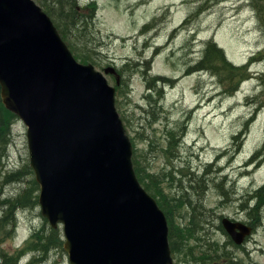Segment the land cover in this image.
Wrapping results in <instances>:
<instances>
[{"label": "rangeland", "instance_id": "obj_1", "mask_svg": "<svg viewBox=\"0 0 264 264\" xmlns=\"http://www.w3.org/2000/svg\"><path fill=\"white\" fill-rule=\"evenodd\" d=\"M35 1L43 7L40 0ZM254 1L264 4V0ZM77 2L80 15L86 17L88 13L95 17V23L88 30L89 36H86L96 61L91 62L105 73L117 91L120 89L119 111L126 117L138 154L148 157L151 171L166 179L159 188L172 204L177 224H188L191 216V208L182 207L179 200L187 197L192 201L199 199L195 190L188 193L184 188L188 184V174L192 172L202 178V173L207 172L206 176L203 175L204 186L211 188L205 191L202 201L207 207L204 215L213 223V228L201 229L200 234L207 239L202 238V250H197L194 256L201 262L207 261L202 253L204 250L213 253L209 242H217L216 247L220 250L217 255L212 254L215 260L207 264H264V207L259 215L248 213L242 206L247 203L248 189L253 184H264V156L260 159L253 156L264 144V22L259 19L251 0L243 3L240 0ZM210 38L223 48L226 57L235 65L247 64L245 79L237 87L236 81L228 84L217 74L198 70L195 66L205 55V42ZM75 39L81 47V40L77 36ZM106 69H112V72L107 73ZM157 75L169 80L166 84H157L162 88L163 111L156 121H152L148 114L153 110L155 96L159 99V95L148 98L151 92L147 85ZM232 87L231 93H225V89ZM0 114V129L9 136L5 143L0 142V151L7 152L0 153V192L3 190L6 196L18 198L28 188L27 179H35L29 165L27 127L4 107ZM183 125V146L178 152L176 150L175 156L166 155L163 150L168 144V131ZM246 128L247 135L241 136ZM238 135L245 141L242 147L238 146L240 141L234 139ZM262 151L264 154V148ZM173 152L175 154V150ZM219 153L227 155L221 161L227 175L218 176L213 168L203 165ZM250 159L252 162L248 164ZM26 166L31 175L22 182L7 177L17 171L26 173ZM170 172H175L174 181L165 176ZM235 178L238 183H235ZM222 179H225V189L231 190L233 183L239 189L236 192L240 198L236 200L237 197L233 196V203L229 205L221 204L224 196L214 185L215 181L220 183ZM34 192L35 189L27 205L17 203L16 224L7 230V238L0 246V264L4 261V253L17 257V250L28 244L32 231L43 227L51 229L41 214L37 199L36 203L34 201L37 194ZM242 196L245 199L241 202ZM222 211L225 216L254 228L243 244L234 246L228 234L221 229L219 214ZM196 220L200 221L198 217ZM190 243L197 244L195 240ZM32 257V254H27L22 263ZM44 257H48L46 263L40 262L43 257L38 255V260L31 264H69L63 243L59 250L48 251ZM183 260H176V263H187Z\"/></svg>", "mask_w": 264, "mask_h": 264}, {"label": "water", "instance_id": "obj_2", "mask_svg": "<svg viewBox=\"0 0 264 264\" xmlns=\"http://www.w3.org/2000/svg\"><path fill=\"white\" fill-rule=\"evenodd\" d=\"M0 85L28 126L42 214L70 264H172L168 223L139 182L115 88L78 62L34 0H0ZM239 244L251 233L223 220Z\"/></svg>", "mask_w": 264, "mask_h": 264}, {"label": "trees", "instance_id": "obj_3", "mask_svg": "<svg viewBox=\"0 0 264 264\" xmlns=\"http://www.w3.org/2000/svg\"><path fill=\"white\" fill-rule=\"evenodd\" d=\"M42 5L44 6L45 10L56 20V23L63 35V37L69 41V44L71 48L76 52V55L79 57V59L82 62H96L93 58V55L91 54L90 50H93L92 47L89 48L88 40H86V36H89V28L95 23V17L88 13H86V17L80 15V12L78 11L79 7L74 2H77L75 0H40ZM261 1V0H260ZM251 3L255 8L257 9V14L259 19L264 22V17L260 13L261 11H264V4H260L259 1L251 0ZM69 4V5H68ZM64 5L65 9H63ZM65 12V13H64ZM84 14V13H83ZM75 30V31H74ZM86 31L88 35H86ZM76 36L81 40V47L78 45V41L75 39ZM76 40V41H75ZM90 42V39H89ZM205 55L200 58L199 61L196 62L195 66L197 69H206V66L210 68L211 73L217 74L216 76H219L220 79L226 80L229 84V82L236 81L234 77H240L239 82L236 81L235 87H237L241 81L245 79L244 73L245 69L247 67V64H243L241 66L235 65L233 62H231L225 55V51L217 45V43L212 39H208L205 42ZM95 51V50H94ZM128 70V69H127ZM131 70V69H130ZM169 79L162 77V76H155L152 78V80L149 82V91L151 92L148 94V98L152 99L154 95H159V98H161V91L162 88L157 87V84L162 82L163 84H166V82ZM116 83V81H115ZM231 86V85H229ZM233 87L229 89H225V93L232 92ZM1 92V88H0ZM120 92V89L118 90ZM120 97V94L119 96ZM118 104H120V100L118 101ZM5 108L4 104L1 101L0 97V110L2 108ZM7 110V109H6ZM8 111V110H7ZM10 112V111H9ZM152 113V111H151ZM149 112L148 116L151 115ZM153 114V113H152ZM10 115L12 117H15L13 113L10 112ZM154 117L152 121H156L157 118ZM1 114H0V121H1ZM128 126V124H127ZM185 131V125L177 128L174 127L173 129H170L168 131V144L163 150L164 153L168 156H175L176 150H180L181 146H183V133ZM9 136H5L3 134V130L0 129V142H6L8 140ZM147 141V140H146ZM153 143L151 145V148H153ZM264 148V144L260 148V151ZM175 150V154L173 152ZM259 152V151H258ZM135 169L137 172V175L143 183V186L154 196L158 199L159 204L164 209L169 225H170V242L171 247L173 250V253L175 255L182 256L187 262L190 264L192 263H198V257H195L194 255L197 254L198 251L202 250V244L203 240H206L207 238L200 234L201 229H203V225L206 222V216L204 215L206 208L203 207L202 198L204 197L206 187L204 186L205 182L202 181L205 179L204 176H206L205 173H202V178L194 175V173L188 174L189 177H187V181L189 184H187V187L185 186L186 192H194L196 191L198 194L199 199L197 201H192L190 198L186 199H176L179 200V204L183 206H188L191 208V216L189 218L188 224H177L175 222V219L173 217V211H172V204L167 201V197L165 198L163 192L160 190L159 186L162 184L163 181L166 179L162 177L159 174H155L150 169V163L148 157H145L143 153L138 154V147L135 148V154L133 157ZM252 159L248 161V163H251ZM27 167V166H26ZM22 173V171L13 172L7 175V177L10 179L14 177V181L16 182H22L24 178H28L29 175H31L30 172ZM175 172L166 173L165 176L167 179H171V181L175 180L174 176ZM204 175V176H203ZM224 181H221L220 183H223ZM183 183H181L182 185ZM203 184V185H202ZM224 184V183H223ZM180 185V186H181ZM195 185H198L197 187ZM215 187H219L222 194H225L227 192L226 189H224L219 183L215 181L214 183ZM27 187L23 190V193L18 198H10L9 195H5L4 197H1L0 192V246L2 245L5 238H7L6 234L7 230L13 226V224H16V212L15 209L17 206V203H21L22 206L27 205L26 202H29V200H32V192L33 189H35L34 193H37L38 191V184L36 183L35 179H27ZM199 187L201 189H199ZM234 187V185L232 186ZM264 187V186H262ZM189 193V192H188ZM4 195V194H3ZM19 196V195H18ZM16 197V196H15ZM247 203L242 206H245L247 208L248 213H258L261 212V210L264 207V193H255V191L252 193V195L249 196ZM37 195H35V203H36ZM245 199L243 196L241 200ZM253 200V204L249 205V200ZM261 199V201H260ZM202 202V203H201ZM263 204L262 206H260ZM260 215V214H259ZM196 217L200 221H202L203 225H199L200 221L196 220ZM252 219L254 220V216H252ZM222 229V228H221ZM203 238L202 241L201 240ZM32 242L28 244L27 248L32 249L31 251L34 252L33 258L29 261L28 264H31L38 255H42L43 260H40V262H47V258L44 256L48 253V251H51L53 249L59 250V247L63 243L62 239V232L58 229H45V227L42 228V230H37L32 234L31 238ZM191 240L196 241V245H193L190 243ZM210 246L214 254H218L217 252L220 250L219 247H216L219 243L212 242L210 243ZM198 250V251H197ZM213 253L209 254L207 251L204 250L202 257H206L207 261L206 263L210 262L211 260H215ZM3 257V263L4 264H18L17 257L9 256L7 253H4L2 255ZM38 260V259H37Z\"/></svg>", "mask_w": 264, "mask_h": 264}, {"label": "bare ground", "instance_id": "obj_4", "mask_svg": "<svg viewBox=\"0 0 264 264\" xmlns=\"http://www.w3.org/2000/svg\"><path fill=\"white\" fill-rule=\"evenodd\" d=\"M72 1V0H71ZM75 1H78V0H75ZM241 1V3H243L245 0H240ZM75 4H77L78 2H74ZM69 5V4H68ZM65 7H67V5L65 6L64 5V7H63V9H65ZM65 13V12H64ZM260 13L263 15V17H264V11H261L260 10ZM198 70H201V71H207V72H209V71H212V70H210V68L209 67H207L206 66V69L204 68V69H198ZM240 77H234V79L237 81V82H239V79ZM0 97H1V101H2V96H1V92H0ZM161 102H162V97L161 98H159V99H157V97L155 96V103H154V106H153V110H152V113H151V116H152V120L154 119V117H158L161 113H162V111H163V107H162V104H161ZM2 103H3V101H2ZM155 118V119H156ZM247 128H248V126H247ZM247 128L245 129V131H244V133H242L241 134V136L242 135H247ZM234 139L235 140H239L240 142H239V145L238 146H240V147H242L243 146V144H244V139H241V137H239V135L238 136H235L234 137ZM259 151V152H258ZM0 153H7V152H1L0 151ZM227 155H223L222 153H219V154H217L214 158H213V160L212 161H207V162H205V163H203V165H204V167H206V168H210V169H212V171L217 175L218 174V176H220V175H227V173L225 172V164H223V165H221V161L226 157ZM253 156H257V158L258 159H260V158H263V156H264V154H263V151L261 150L260 151V148H258L257 149V151L254 153V155ZM260 164H261V161L259 162ZM208 176V175H207ZM224 178L226 177V176H223ZM11 180H13L14 179V177H12V178H10ZM217 180H218V178H216ZM202 181H204L205 182V179H203ZM222 181H225V179H222ZM234 181H235V183H238V181H236V178L234 179ZM16 182V181H15ZM235 183H233L234 184V187H232L231 188V190H227V192L225 193V194H223V196H224V198L222 199V201H221V204L223 203V204H226V205H229V204H231V203H233V196H235V197H237L236 198V200H238L240 197H239V195L237 194V192H236V187H237V185L235 184ZM224 189L226 188L225 187V185L223 184V183H219ZM196 187L198 186V185H195ZM262 186H264V184L263 185H260V186H257L256 184H253L248 190V198H250L249 196L250 195H252V193L255 191V193H264V187H262ZM207 188H206V191L208 190V189H210L211 187L210 186H206ZM216 188H218L219 190H220V188L219 187H216ZM199 189H201L200 187H199ZM237 190H239V189H237ZM221 191V190H220ZM198 196V195H197ZM204 198V197H203ZM202 198V199H203ZM248 198H247V200H248ZM201 199V200H202ZM203 202V207L204 208H207L205 205H204V201H202ZM241 202H242V200H241ZM253 204V200L251 199V200H249V205H252ZM224 207V206H223ZM17 212H18V210H17ZM17 212H16V215H17ZM207 217V216H206ZM219 217H220V221L223 223V220L225 219V218H228V219H230L231 221H233V222H237L238 220L237 219H234V218H231V217H229V216H225V213H224V211H222L220 214H219ZM211 226V227H210ZM213 226V223H211V221L210 220H208V217H207V219H206V222L204 223V225H203V229H206V230H208V229H210V228H213L212 227ZM238 246V244H235L234 246ZM227 251V250H226ZM227 252H230L229 254H231V251H227Z\"/></svg>", "mask_w": 264, "mask_h": 264}]
</instances>
